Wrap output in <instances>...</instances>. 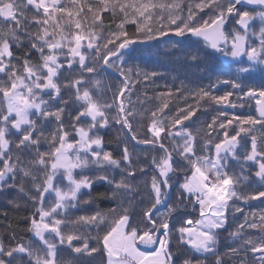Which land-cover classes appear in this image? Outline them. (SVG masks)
<instances>
[{"label": "snow or ice", "instance_id": "6c2138e0", "mask_svg": "<svg viewBox=\"0 0 264 264\" xmlns=\"http://www.w3.org/2000/svg\"><path fill=\"white\" fill-rule=\"evenodd\" d=\"M105 13L110 23H105ZM229 19L235 23L231 29L226 28ZM129 24L135 25L131 34ZM170 34L188 39V59L205 74L214 71L210 61L219 63V57L234 62L235 70L229 65L209 86L186 95H180L183 87L177 89L180 99H194L196 104L179 108L171 118L165 115L174 96L171 90L157 94L160 103L154 110L137 112L131 96L141 80L130 78L125 56L143 54L134 45L159 43ZM109 69L123 79L111 101L101 102L93 93L111 89L100 78ZM157 75L144 72L142 78ZM256 75L264 78V0H0V193L15 189L32 204L29 231L38 237L35 245H6L0 237V264H74L64 257L66 249L76 256L102 253L104 264H177V259L179 264H207L209 257L212 264H264V213L244 215L243 222L227 231L229 215L235 220L234 214L244 211L235 201L264 198V79L259 87L251 86ZM220 85L227 90L214 94L213 88ZM62 89L71 93L68 99ZM144 96L148 98L146 92ZM204 100L231 109L254 104L256 114L233 113L229 118L221 107L206 131L194 134L184 122ZM72 101L75 114L67 110ZM145 112L151 135L141 139L133 123L142 121ZM111 124L120 125L133 141L163 153L151 159L153 174L145 182L150 200L138 223L129 210L140 192L132 183L137 174L132 153L124 144L121 157H113L99 134ZM217 129L223 130L217 132L218 140L213 136ZM162 135L172 141L170 146ZM233 163L239 172L232 170ZM138 170L146 171L143 166ZM178 172L184 176L177 206L162 217L154 215L169 198L170 181ZM96 184L109 185L110 194L93 196ZM241 188L254 190L245 193ZM118 195L129 205L121 206L118 215H111L115 208L107 213L72 212ZM9 203L21 207L17 200ZM189 205L199 206V218L181 219L176 227L174 214ZM221 230L232 241L223 253ZM173 232L193 255L173 250Z\"/></svg>", "mask_w": 264, "mask_h": 264}, {"label": "trees", "instance_id": "16d2710c", "mask_svg": "<svg viewBox=\"0 0 264 264\" xmlns=\"http://www.w3.org/2000/svg\"><path fill=\"white\" fill-rule=\"evenodd\" d=\"M104 19L106 24L110 23V19L107 13L104 14ZM126 28L130 34L135 31V25L129 24L126 25ZM165 41H168V43H165ZM174 42H179L176 48L172 47V43ZM188 43V39H180L178 37H173L170 34L169 38H162L159 43L153 41V43H151L150 45H135L134 47L143 49V54H138L132 58L125 56V60L127 61V63L124 65V67L132 69L130 78L133 80H141V83L136 84L131 96L132 103L137 112L144 111V109L154 110L160 103V101L157 99V94L167 93L169 90H171L174 96L169 100V107L165 110V115L171 118L175 116L176 111L179 108H184L187 104H192L193 106H195L196 104V101L194 99H180L179 96L176 95L177 89H181L183 87L185 91L180 93V95H186L187 91H190L192 89L198 87H207L210 83L215 81L217 75H221L223 70L229 67V65L227 63L225 64L220 58L219 63H217L214 59L210 61V65L212 69H214V71H210L208 74H205L199 69L193 67L194 62L188 59ZM18 54L23 55V52L21 51ZM32 59L34 61H37L38 54L33 52ZM113 60H115V58H113ZM153 71L157 72L158 75L150 80L144 81L142 78V73H150ZM138 72L141 73V75H137ZM68 75L69 73H64L65 77H67ZM72 75H75V73H72ZM100 78L104 81L105 85H111L112 87L111 89L105 87L102 94H97L95 91L93 94L101 102L111 101L112 93L116 90L115 86L123 79V77H120L114 69H109L108 72L103 73ZM221 78L225 77L222 76ZM262 79L264 78L256 75L255 79L250 82V85L259 87L261 85ZM225 90H227V86L220 85L217 88H213V93L216 95H220ZM145 92L147 93V99L144 96ZM61 94L64 95L66 99H68L71 95V93L66 92L63 89ZM137 97H139L140 99L138 100ZM45 98L47 99V97ZM230 99L235 100L236 98L235 96H233ZM140 101H144V103H141ZM75 107H77V105H75V102L72 101L70 102L67 110L75 114ZM221 107L224 111L229 112V118H231V114L233 113L238 115L256 114L254 110V104L246 105L242 109H231L226 106H217L214 104H210L207 100H204L200 102V110L197 111L190 120L185 121L184 125L188 126L194 134L196 133L197 129H199L201 133H203L204 131H206L207 124L211 122L213 117L217 116V109ZM65 120L67 122V117H65ZM149 122L150 117L148 116V113L145 112L144 119L142 121H136L133 123V129L137 132L138 138H150L151 134L147 131ZM138 123L142 124L143 126L138 127ZM184 125L178 127H183ZM236 126V122H234L233 125L228 129L230 135L233 134L232 129L236 128ZM217 132L222 133L223 130L217 129L215 132H213V136L216 137V140L220 139V137L217 136ZM99 134L103 136L105 141L104 150L110 151L113 154V157L117 159L121 157L124 144H127L130 153H132V164L133 167L137 169L136 177L132 180V183L134 185L140 186V192L138 196L133 200L129 210L130 214L133 217V221L138 223L141 219L143 210L146 208L150 200V193L148 192L147 187L142 189L144 185L143 181L145 179L147 181L150 175L153 174L151 165L152 157L155 156L157 159H159L161 155H156L158 149H153L151 146L142 145L137 143L136 141H133L131 139V135L126 130H122L119 125L111 124L108 128L101 129L99 131ZM162 139L166 146L171 145V140L165 138L163 135ZM197 147L198 149L200 147L199 137L197 139ZM42 150L44 149L42 148ZM152 151H155V153H152ZM158 152L163 155L162 152ZM173 155L175 158L176 154L174 153ZM143 159L145 160V165L143 167L146 169V171L145 173H140L138 169L142 166L140 162H143ZM232 167L236 172H239V167L237 165L233 163ZM119 174L121 175V172L118 169L115 172L117 179L120 178ZM183 176V172H178L175 178L170 181V183L172 184L171 198L168 201V206L158 211V214H156L157 216L160 214V212H163V210L167 211L169 207L177 206V196L180 195L179 185L183 183ZM240 190L241 192L247 193L253 191L254 189L241 188ZM97 192L110 194L111 187L107 184H96L93 188V196H95ZM11 200L19 201L21 203V207L15 208L11 203H9V201ZM185 203H187V201H185ZM235 205L243 208L244 211L243 213H235V220H233L232 215H229L227 231L234 230L239 223L243 222L244 215H250L252 213H264V198L251 200L247 203H245L244 201H235ZM121 206L129 207L127 200L123 196L118 195L114 199H98L95 200L91 205H81L78 209L72 210V212L75 215L90 214L97 210L107 213L108 209L115 208L116 212L111 214L115 216L120 213ZM33 211L34 209L32 204L23 200L18 195L15 189H6L4 192L0 193V237L3 238L6 245H15L17 242L24 243L26 245L29 243L33 245L38 243V237H36L33 232L29 231V217L32 215ZM184 218H199V208H193L190 205L188 207L181 208L174 214L173 223H175L176 227H179L181 226L180 220ZM171 227L172 224L170 223V228ZM227 231L221 230V239L219 245L221 253L226 251L227 247L232 244V241L227 237ZM247 233L253 235L258 234L257 230L255 229H248ZM92 235H96V233L93 232ZM92 244H94V242H90V246ZM171 247L174 251L179 248L181 256L193 255V253L189 250V246H181L178 244L177 234L175 232L172 233ZM64 257L66 259H72L74 261V264H104L105 260V256L102 253L93 254L91 257L87 255L76 256L71 252L70 249L65 250ZM249 261L251 262V256H249ZM177 264H179V259H177ZM207 264H212L211 257H209Z\"/></svg>", "mask_w": 264, "mask_h": 264}, {"label": "rangeland", "instance_id": "374dc122", "mask_svg": "<svg viewBox=\"0 0 264 264\" xmlns=\"http://www.w3.org/2000/svg\"><path fill=\"white\" fill-rule=\"evenodd\" d=\"M200 15H203L204 17H206L205 16V14L204 13H201ZM233 27H235V23H234V20H232L231 19V24H230V26H229V29H231V28H233ZM139 49H141V48H139ZM144 52V51H143ZM146 53V52H145ZM218 56H219V54H217ZM220 59H222L223 60V62L226 64H228V65H233V71L235 70V63L234 62H232L229 58H224V57H219ZM233 63V64H232ZM120 126V125H119ZM120 128H121V126H120ZM176 142H179L178 140L176 141ZM159 151V150H158ZM156 152V155L157 156H159V155H162L161 153H159V152ZM155 153V151H152V153ZM152 156H153V154H152ZM142 160V159H141ZM145 160L143 159V162H140L141 163V165L142 166H144L145 165V162H144ZM232 170L233 171H235V169L232 167ZM120 175V174H119ZM145 182H146V179L143 181V183H144V185H143V187H142V189H144L146 186H145ZM120 196H122V195H120ZM192 207V206H191ZM168 213V210L166 211V210H163V212H160V214L158 215V216H164V215H166ZM142 250V249H141ZM143 251V250H142Z\"/></svg>", "mask_w": 264, "mask_h": 264}, {"label": "water", "instance_id": "95a60500", "mask_svg": "<svg viewBox=\"0 0 264 264\" xmlns=\"http://www.w3.org/2000/svg\"><path fill=\"white\" fill-rule=\"evenodd\" d=\"M247 6V5H246ZM249 7V6H248ZM230 20V19H229ZM229 20H228V22H229ZM228 24V23H227ZM227 26V25H226ZM195 39V38H194ZM151 42H149V43H146V44H150ZM114 58V57H113ZM112 58V59H113ZM171 194H172V191L170 190V192H169V198L163 203V204H161V205H159L158 206V210L154 213V215H156L157 214V212L159 211V210H161L162 208H164V207H166V206H168V201L170 200V198H171ZM141 249L144 251V250H151V249H145L144 247H141Z\"/></svg>", "mask_w": 264, "mask_h": 264}]
</instances>
